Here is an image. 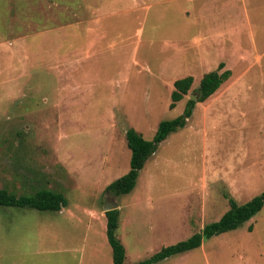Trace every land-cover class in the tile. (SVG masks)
<instances>
[{"label":"rangeland","instance_id":"rangeland-1","mask_svg":"<svg viewBox=\"0 0 264 264\" xmlns=\"http://www.w3.org/2000/svg\"><path fill=\"white\" fill-rule=\"evenodd\" d=\"M219 63L227 80L194 101L133 189L104 192L128 170L125 131L151 140ZM186 76L169 109L172 82ZM0 189L64 198L58 212L0 207V264H112L107 204L132 264L217 221L227 199L261 193L264 0H0ZM154 264H264V204Z\"/></svg>","mask_w":264,"mask_h":264},{"label":"trees","instance_id":"trees-1","mask_svg":"<svg viewBox=\"0 0 264 264\" xmlns=\"http://www.w3.org/2000/svg\"><path fill=\"white\" fill-rule=\"evenodd\" d=\"M222 67L223 64L219 63L214 70L202 75L197 87L193 90L197 95L196 102L201 103L205 101L227 80L230 72L228 70L221 71ZM191 83L192 78L190 76L172 82V90L169 95V109H172L175 103L187 94ZM193 106L194 102L187 99L182 112L178 116L171 120L160 121L157 124L154 134L149 141L144 140L134 130L127 129L124 133V138L126 148L129 151L128 170L125 174L109 183L105 187L104 192L114 196L128 194L133 189L138 172L142 169L146 160L156 151L157 146L169 134L185 126L191 115ZM63 204L64 198L61 193L45 189L37 190L29 195L19 196L0 189V207L4 208H27L39 212H58ZM263 204L264 190L241 205H237L232 199H227V210L217 221L203 225L198 232L192 234L185 240L162 247L149 258L132 264H154L161 260L199 248L203 240L239 228L256 215ZM103 215L105 218L104 234L111 250V263L123 264L124 249L114 235L117 228V209L104 212ZM247 230L250 231L251 227L248 226Z\"/></svg>","mask_w":264,"mask_h":264},{"label":"water","instance_id":"water-1","mask_svg":"<svg viewBox=\"0 0 264 264\" xmlns=\"http://www.w3.org/2000/svg\"><path fill=\"white\" fill-rule=\"evenodd\" d=\"M188 100H190V101H193V102H194V101H196V100H197V96H196V95H191V96H189V97H188ZM103 209H104V212H107V211H110V210H112V207H111L110 205H108V204H107V205H105V206H104V208H103Z\"/></svg>","mask_w":264,"mask_h":264},{"label":"crops","instance_id":"crops-1","mask_svg":"<svg viewBox=\"0 0 264 264\" xmlns=\"http://www.w3.org/2000/svg\"><path fill=\"white\" fill-rule=\"evenodd\" d=\"M186 125V124H185ZM117 211H118V209H117Z\"/></svg>","mask_w":264,"mask_h":264}]
</instances>
